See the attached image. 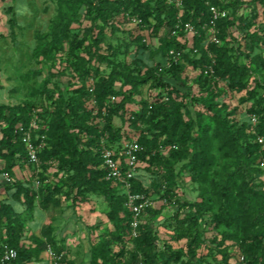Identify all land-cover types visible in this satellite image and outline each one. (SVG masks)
Segmentation results:
<instances>
[{
    "label": "trees",
    "instance_id": "1",
    "mask_svg": "<svg viewBox=\"0 0 264 264\" xmlns=\"http://www.w3.org/2000/svg\"><path fill=\"white\" fill-rule=\"evenodd\" d=\"M52 1L56 11L47 31L34 34L32 58L38 67L34 73L42 76L47 72L36 89L38 101L0 105V181L5 175L10 176L4 192L22 206L18 210L12 202L1 200L0 189V252L5 246L18 252V257L7 264H35L46 253L48 244L57 252L64 251L55 239L50 243L38 239L29 242L18 220L22 214L33 219L37 200L47 208L53 195L64 188L67 199L74 195V203L86 202L91 195L103 197L113 224L105 238L92 244L88 261L81 264H210L208 257H220L221 264H264V145L258 142L259 137L264 138V56L251 59L256 45L264 49V24L251 29L258 9L264 16V0H249L247 14L240 12L243 4L239 0H181L183 21L201 33L210 21V5L230 12L219 21L218 29L239 28V35L232 42L219 35L223 43L209 45L208 49L202 44L203 39H196L194 47L189 48L172 36L177 9L167 0H117L116 7L110 0ZM16 2L11 0L7 10L13 40L19 29ZM121 7L139 18L157 40L149 48L140 46L133 61L136 67L118 61V50L113 46L105 51L101 48L106 42V31L113 36L120 32L115 18ZM85 16L93 17L91 26L82 34L74 33V27ZM65 40L70 54L82 51L74 63L76 79L82 86L67 95L60 85L64 72L56 71V54L63 51ZM172 50H186L183 60L173 63ZM243 59H251L253 67L243 63ZM100 65H106L109 71L100 72ZM210 66L219 81L199 76L190 83L183 77L187 67ZM90 79L94 83L87 87ZM148 84L152 89H164L165 97L150 104L136 100L140 87ZM229 91L246 92L242 103L252 102L250 112L258 118L255 131L251 119L237 120V108L225 102ZM112 97L118 100L111 103ZM89 102L99 110L103 122L88 120ZM203 109L209 113L210 122ZM36 116L41 122L33 131L34 142L38 144L40 139L36 137L46 135L40 160L58 164L59 183L46 184L45 190L36 189V180L24 183L15 175L21 165L33 167L28 165L19 127L27 129ZM116 119L121 126H115ZM104 136L108 146L117 151L123 142L134 139L144 148L133 179V192L159 197L165 201L164 207L178 205L177 215L184 213L178 220L180 239L185 241L182 250H175L168 243L161 245L154 227L161 210L154 206L145 210V215L150 213L151 217L139 226L138 236H133L127 196L120 185L106 180L99 153ZM184 175L194 184L208 185L209 196L201 194L200 201H182L179 191ZM205 226H212L218 234L207 239ZM128 242L134 246L130 257ZM66 262L76 264L69 259Z\"/></svg>",
    "mask_w": 264,
    "mask_h": 264
},
{
    "label": "rangeland",
    "instance_id": "2",
    "mask_svg": "<svg viewBox=\"0 0 264 264\" xmlns=\"http://www.w3.org/2000/svg\"><path fill=\"white\" fill-rule=\"evenodd\" d=\"M110 1L113 7L117 6V0ZM11 5V0H0V105L15 106L38 101L39 95L36 89L43 78L47 76V72L42 76H37L34 73L38 70L32 58L35 48L34 34L38 31H47L49 23L55 14L56 6L52 0H18L16 2V11L18 13L19 29L16 40H13L8 25L9 15L7 14V10ZM257 14L258 17L253 20L252 30L256 26L264 24L262 10L258 9ZM134 17L136 16H131L124 7H121L115 18L120 32L113 36L109 31H106V42L101 45L103 51L109 45L116 48L118 50L117 60L128 64H132L134 59H136L140 46L146 45L149 48L157 44V40L151 36L148 27L134 22ZM92 20V16H85L81 20V24L74 27L73 32L82 34L85 28L91 26ZM222 29L219 28V35H222L226 42H232L233 37L239 35V28L236 26H224ZM221 43L223 42L221 41ZM69 50V43L65 40L63 51H59L56 54V71L64 72V76L60 79V85L62 92L66 95L73 93L75 89L82 86V82L76 79L74 72V63L77 55H82V51L79 50L72 55ZM255 56H264V49L259 45H256L251 54V59ZM251 59H243L242 61L245 64H250ZM250 66L252 65L250 64ZM99 67L100 72L106 73L109 71L106 65H100ZM204 71L205 69L187 67L183 77L188 78L189 82L192 83L199 76L207 77ZM208 77L211 78V76ZM254 77H252V80ZM93 83L94 81L90 79L87 81L86 86H92ZM221 86L223 87L224 84L221 83ZM194 91L198 92V88L195 87ZM165 95L164 89H152L150 84H148L140 87L139 96L136 97V100L139 102L146 101L147 104H150L163 99ZM245 97L246 92L230 93L229 91L225 98V102L231 108H237L236 118L239 121H247L253 117L250 112L252 102L242 103V99ZM196 108L201 109L199 106ZM87 110L91 112V116H88L90 122H103V119L100 118L99 110L94 107L93 102L87 104ZM203 112L207 121L210 122L209 113L204 109ZM44 126H46V132H48V126L46 124ZM115 126H121V121L116 119ZM57 165L56 161H41L39 167L35 168L21 165L15 170V175L24 183L33 180L40 182L41 180V187L45 190L46 184L54 186L59 183V177H56ZM211 176L215 178L214 173ZM184 178L185 182H183L179 191V197L182 201L186 199L200 201L201 194L206 197L209 196L210 187L208 185L194 184L190 182L187 175H184ZM66 192L67 189L64 188L61 192L54 194L47 208L41 207L38 199L33 219L27 214H22L18 217V220L23 224L29 242L38 239L50 243L55 239L58 244L63 246L67 259L76 264H81L88 261L92 244L98 243L105 238L113 230V224L108 218L109 209L103 197L91 195L88 196L86 202L78 201L74 203L72 201L74 195L67 199ZM149 198L153 206L157 210H161V214L157 215L154 221V227L158 230L161 238V245L168 243L175 250H182L185 246V241L180 239L178 220L184 217V213L177 215L179 208L176 204L171 207L168 205L164 207L165 201L161 198L154 195ZM1 200L10 201L16 209H22L21 204L10 198L7 192H3ZM172 216H178V218L173 217V219ZM150 217V213L144 215V220L147 221ZM204 234L207 239H210L218 234V231L212 226H205ZM127 247L129 251L128 257H130L134 253L133 243L128 242ZM233 249L239 252L237 245H233ZM113 250L118 251V247L113 246ZM203 254H207V251H204ZM207 260L210 264H221L220 257L216 259L208 257ZM35 264H49L47 254L44 253L42 259Z\"/></svg>",
    "mask_w": 264,
    "mask_h": 264
},
{
    "label": "built area",
    "instance_id": "3",
    "mask_svg": "<svg viewBox=\"0 0 264 264\" xmlns=\"http://www.w3.org/2000/svg\"><path fill=\"white\" fill-rule=\"evenodd\" d=\"M170 4L174 5L177 9L176 23L172 30V36L177 38L181 44L187 45L189 48L194 47L196 39H203L202 44L208 49L209 45L216 44L220 45L221 41L219 38L218 23L220 20L225 19L229 16L230 12L227 9H223L220 6L210 5V21L204 25L203 33L199 31L191 23H185L182 19L183 16V3L181 0H167ZM233 0H226L225 3ZM243 7L241 9L242 14H247L248 10L247 3L249 0H239ZM134 22L140 24V19L137 17L133 18ZM186 50H172L170 57L173 63H178L182 58ZM209 57L212 59V54L208 52ZM214 64V61H213ZM162 71V69H160ZM205 75L211 76L214 80L219 81L212 66L208 67L204 71ZM118 99L112 97L111 103H115ZM41 121L38 117L32 119L30 126L25 129L19 127V131L22 132V141L24 143L29 163L28 165L33 167H39L40 165V153L45 147L46 135L37 136L40 142L36 144L33 140V131L38 128V124ZM252 130L255 131V126L258 123V118L253 116L251 118ZM44 126L43 128L46 130ZM258 142L264 145V138L259 137ZM144 148L137 142L136 139L132 141L123 142V146L120 151L112 149L108 146L107 136L102 137L100 145V156L103 161V167L106 170V180L114 181L123 189L127 196L126 206L132 212V229L133 236H138V228L144 223L145 210L150 206H153L151 199L144 194L133 192V179L137 170L140 166L139 157L143 152ZM264 167V161L262 162ZM10 182V176L5 175L4 179L0 181V188H4L6 184ZM36 189L39 190L41 183L35 181ZM47 258L49 264H67L66 252H57L51 244H48L46 249ZM18 257V252L9 247H3L0 252V263L7 264L12 262Z\"/></svg>",
    "mask_w": 264,
    "mask_h": 264
},
{
    "label": "crops",
    "instance_id": "4",
    "mask_svg": "<svg viewBox=\"0 0 264 264\" xmlns=\"http://www.w3.org/2000/svg\"><path fill=\"white\" fill-rule=\"evenodd\" d=\"M1 189V192H2V194H3V192H4V188H0Z\"/></svg>",
    "mask_w": 264,
    "mask_h": 264
}]
</instances>
